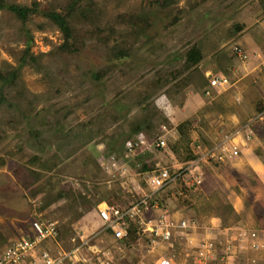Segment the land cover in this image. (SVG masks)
<instances>
[{"label":"rangeland","instance_id":"1","mask_svg":"<svg viewBox=\"0 0 264 264\" xmlns=\"http://www.w3.org/2000/svg\"><path fill=\"white\" fill-rule=\"evenodd\" d=\"M75 1L7 0L38 3L26 22L0 9V71L7 74L0 78V244L31 233L41 214L57 222L59 236L46 244L54 256L79 242L83 264H156L162 242L138 240L135 226L123 239L107 233L80 242L83 217L100 225L89 218L96 201L125 207L134 199L132 184L141 175L103 173L96 163L101 149L108 155L116 145L123 152L140 124L145 154L141 163L130 159L131 171L144 163L155 169L198 162L163 192L171 230L185 222L166 244L174 264H264V0H241L237 16L220 9L218 0H178L170 5L172 16L178 14L174 24L165 0H89L86 11L78 3L70 24L85 33L86 48L82 55H65V33L50 13L72 11ZM156 4L165 29L151 41L141 36L132 43L120 15ZM27 29L38 62L17 75ZM118 40L134 49L112 65L108 52ZM240 43L248 57L238 61ZM197 45L206 49L204 59L183 70L187 52ZM215 72L225 73L228 82L211 87L209 95L205 87ZM245 125L256 135L243 140L235 131ZM220 143V152L236 146L239 153L226 161L197 159ZM211 240L233 244L232 256L199 258V248ZM26 258L23 264H32L31 255Z\"/></svg>","mask_w":264,"mask_h":264},{"label":"built area","instance_id":"2","mask_svg":"<svg viewBox=\"0 0 264 264\" xmlns=\"http://www.w3.org/2000/svg\"><path fill=\"white\" fill-rule=\"evenodd\" d=\"M241 50H243L241 52ZM241 59L247 58L248 53L243 47L238 48L235 52ZM228 78L225 75H213L209 77L208 86L205 87L207 93L210 95L211 87L217 88L218 84H226ZM167 127V126H166ZM245 129H247L245 131ZM143 132V131H142ZM235 135H239L240 138L246 140L256 135V130H253L250 125L240 127L235 131ZM141 133V132H140ZM139 133V134H140ZM139 134L134 138L127 140L125 149L123 150H110L111 152L105 157L101 171L112 172L116 175H141L140 179H136L132 184V190L134 199L129 202L125 207L119 206L116 202H102L98 201L95 204L93 219L99 220L100 225L98 228L88 234L81 228L80 242L88 244L92 239H95L101 234H112L115 238L123 239L128 237L132 233V227H137L136 236L138 240L145 236L147 239H153L152 241L162 242L159 250L155 255L156 264H174L173 258L168 252L166 244H169L174 234V228L185 225L179 223L171 230V220L168 218L167 209L163 206V192L167 190L174 181H178L184 176L186 170H192L198 163L195 159H190L185 162H177L182 164L179 168L171 167L168 165H159L155 169H149L145 171H139L134 169L131 171L132 166L129 165L127 158L136 157L138 155H144V140L139 139ZM229 137V136H227ZM225 143H220L214 147H207L203 154L199 158L200 160H221L226 161L233 154L239 153L238 147H233L229 153L220 152L221 147ZM111 145V144H110ZM163 143L158 142V147H163ZM148 148V146H147ZM121 152L124 155H121ZM233 153V154H232ZM234 156V155H233ZM144 181V182H143ZM195 182H202L201 178H198ZM40 216L34 222L32 232L21 236L20 239L14 240L9 246L0 248V264H23L27 259L26 256L31 255L32 264H83L80 258V243H74V246L66 250L62 255L54 256L47 250V245L50 240H56L59 236V229L56 219L53 216ZM97 226V225H95ZM194 228V226L189 227ZM150 234V236H149ZM75 237H72V241H75ZM191 241H195L194 238ZM220 244L217 245L214 241L204 243L199 248V258L208 262L214 260L215 255L225 261L226 258L232 256L233 244L228 243L225 247V242L220 240ZM241 249H245L243 244L239 243ZM42 248V253H38V250ZM223 262H221L222 264ZM209 264V263H208Z\"/></svg>","mask_w":264,"mask_h":264},{"label":"trees","instance_id":"3","mask_svg":"<svg viewBox=\"0 0 264 264\" xmlns=\"http://www.w3.org/2000/svg\"><path fill=\"white\" fill-rule=\"evenodd\" d=\"M85 1H89V0H85ZM178 0H165L163 2V8H169L170 9V5L172 3L177 2ZM82 0H76L75 3L72 5V11L69 12H63L60 15H57L55 12H51L50 15L51 17L54 18V20H56V22L58 23V25L60 26V28L63 30V32L65 33V40L62 44V46L60 47V51L62 53H64L65 55H82L85 48H86V41L87 38L85 37V33H80V31L74 26V21H73V17L75 16V7L77 6V4L79 3L80 6L84 7V10H89L90 9V2H88L89 4H83L81 5ZM262 8H264V2ZM38 3H35L32 6H29L27 4H18V3H11V2H7V0H0V9L2 8H7L10 9L11 11H13L23 22L28 21L29 16L35 12L37 10ZM161 8L158 6L157 9V4L152 6L151 8H149L148 10H143L140 14L138 13H130V14H123L120 15V19L122 22H124L125 24H127L128 26V36L130 38H127L128 40H130L132 43H134V41L139 40V38L141 36L145 37L146 41H151L152 38H154L155 36L158 37L160 35V33L165 29V27H163L162 23H160V21L162 20V22L164 21L163 14L160 12ZM163 10V9H162ZM171 13V15H170ZM166 15L168 18L172 19V24H174V22L177 23V18H178V14L173 15L172 16V10L170 9L168 12H166ZM71 17V19H70ZM70 22H72L73 24L71 25ZM240 24V23H238ZM166 26V25H165ZM27 27V26H26ZM167 29V26H166ZM236 29L235 27H232L230 29V32H234L236 33ZM27 33L29 35L28 39H27V52H25L19 59V65L15 66V74L20 73L21 70L23 69V67L29 63L35 64L37 65L38 62V56H35L32 52H31V42H32V35L29 34L30 31L27 29ZM99 37L100 34L98 33ZM109 39H111V36L109 37ZM108 39V40H109ZM133 41H132V40ZM107 40V41H108ZM243 45H241L240 43V47H242ZM244 47V46H243ZM134 49V47L132 45H128L127 42L122 41V40H118L114 42L113 47H111L110 51L108 52L109 57L108 60L111 62L112 65H119V63H121L122 61L126 60L127 58H129L132 54V50ZM204 59V49L203 47H201L200 45L194 46L192 47L186 55L185 58V62L183 65V70H188L193 66H196L199 62H201ZM172 73H174V71H171ZM18 75V74H17ZM212 77V76H211ZM0 78L3 80H6L7 78V74H5L4 72L0 71ZM161 83L160 81H155L154 84H159ZM141 125L137 124L136 128L134 127L136 133L134 136H132L131 138H134L137 134H139L140 132H142L140 130ZM88 138L89 136H86V138H84V140L86 142H88ZM130 139V138H129ZM127 141V140H126ZM114 144V143H113ZM126 145V143H125ZM120 149L119 146L113 145L111 146V150H117ZM99 150V147H98ZM105 155V152L101 149L99 151L98 154V159H97V166L100 168L102 167V163L105 159V157H102ZM134 157H129L127 158L129 165H131V160ZM138 161V163H141V155H138L135 157V162ZM144 163V161H143ZM150 168L147 166V164H143L141 166V168L139 169V171H145V170H149ZM144 182V181H143ZM63 195V197H70L72 198L73 196L70 194H65L64 192H61ZM73 193V190H72ZM107 201H111V199H107ZM112 202V201H111ZM163 206H165V203L163 201ZM47 211H48V207L46 206ZM44 208H42L43 210ZM41 216V214H39ZM21 237L19 236L17 239H20ZM14 239V240H17ZM14 240L11 242L13 243Z\"/></svg>","mask_w":264,"mask_h":264},{"label":"crops","instance_id":"4","mask_svg":"<svg viewBox=\"0 0 264 264\" xmlns=\"http://www.w3.org/2000/svg\"><path fill=\"white\" fill-rule=\"evenodd\" d=\"M219 1V8L220 9H223V10H225V9H228L229 11H230V14L232 15V16H237L238 15V13H236V10H235V8H236V6H238L239 4H245V3H241V0H218ZM227 15V13H221L219 16H226ZM245 48V47H244ZM246 49V48H245ZM204 51H206V49L204 48ZM234 56H235V58L237 59V57H236V55L234 54ZM71 199V198H70ZM98 201H96L94 204H93V209L95 208V204L97 203ZM165 209H166V207H164ZM95 214V212H94V210L93 211H91L90 212V216H89V218L92 216V215H94ZM87 216H85V217H83V219H86L87 220V222H86V224L87 223H89L91 220H89L88 218H86ZM93 219V218H92ZM94 221H97L96 219H93ZM5 230H6V226H5ZM231 236H226L225 238L226 239H231L230 238ZM15 238H13V239H11L10 241H6V242H9V243H11L13 240H14ZM195 239V241L197 240V238H194ZM50 243V242H49ZM48 243V244H49ZM4 244V243H3ZM3 244H0V248H2V247H4L3 246ZM191 247V246H190ZM65 251H63V253H64Z\"/></svg>","mask_w":264,"mask_h":264},{"label":"bare ground","instance_id":"5","mask_svg":"<svg viewBox=\"0 0 264 264\" xmlns=\"http://www.w3.org/2000/svg\"><path fill=\"white\" fill-rule=\"evenodd\" d=\"M82 227L88 234H91L96 228V226L91 222L87 223L86 225H82Z\"/></svg>","mask_w":264,"mask_h":264},{"label":"clouds","instance_id":"6","mask_svg":"<svg viewBox=\"0 0 264 264\" xmlns=\"http://www.w3.org/2000/svg\"><path fill=\"white\" fill-rule=\"evenodd\" d=\"M243 47V46H242ZM244 48V47H243ZM244 50L248 53V51L244 48ZM235 55H236V57H237V60L238 61H241L242 59L239 57V55L237 54V53H235ZM236 60V61H237ZM218 72H220V71H218ZM218 72H215V73H213V74H211L210 76H213V75H218V74H220V75H225L226 76V74L225 73H218ZM209 76V77H210ZM228 76V75H227ZM209 80V79H208ZM206 93V92H205ZM133 191V190H132Z\"/></svg>","mask_w":264,"mask_h":264}]
</instances>
